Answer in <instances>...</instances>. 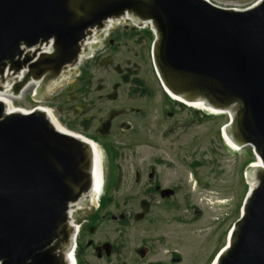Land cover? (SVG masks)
<instances>
[{"label": "water", "instance_id": "1", "mask_svg": "<svg viewBox=\"0 0 264 264\" xmlns=\"http://www.w3.org/2000/svg\"><path fill=\"white\" fill-rule=\"evenodd\" d=\"M127 14L150 21L153 63L169 94L227 112L226 135L252 147L249 189L216 264H264V0L234 11L205 0H0V78L21 74L12 92L46 85L76 63L90 29ZM52 42L51 53L38 48ZM92 149L34 109L0 103V264H67L68 209L91 192ZM79 214V211L78 213Z\"/></svg>", "mask_w": 264, "mask_h": 264}, {"label": "flooded vegetation", "instance_id": "2", "mask_svg": "<svg viewBox=\"0 0 264 264\" xmlns=\"http://www.w3.org/2000/svg\"><path fill=\"white\" fill-rule=\"evenodd\" d=\"M154 36L147 21L114 19L99 42L83 45L87 57L64 69L66 82L53 85L49 104L57 121L97 144L104 156V180L116 184L113 197L105 196L84 214L77 251L81 264L88 251L110 264H184L185 258L199 264L209 248L204 264H212L238 210L214 195L208 181L202 183L199 159L167 158L172 143L164 140L207 115L165 94L152 63ZM135 148L151 154L146 166H134L128 178L135 191L124 198L131 207L110 211L115 191L127 179L124 151L134 155ZM121 215L122 221L112 218ZM105 222L117 225V237L111 241L105 233L94 240ZM128 228L134 232L126 241Z\"/></svg>", "mask_w": 264, "mask_h": 264}, {"label": "rangeland", "instance_id": "3", "mask_svg": "<svg viewBox=\"0 0 264 264\" xmlns=\"http://www.w3.org/2000/svg\"><path fill=\"white\" fill-rule=\"evenodd\" d=\"M256 1L257 0H235L234 2L235 4L238 3L243 5L242 8H247ZM48 93H51V91L49 90ZM36 94L34 96L33 87L27 88V90L19 98L12 100L13 106L26 111H30L33 108L40 106H48L52 108L48 100L50 94L38 96V98ZM205 117L207 118H201L199 123L190 125L189 127L184 128L182 131L178 130L173 135H169L167 139L164 140L165 144L172 143V150L168 152L167 158L180 160L193 158L199 159L202 163L200 173L202 183L208 181L210 183L209 190H211V192L218 197L228 199V202L231 203L230 208L232 207V210L235 206L238 207L237 212H235L233 218L230 220L234 222L235 219L239 217L241 205L243 204V200L249 189L247 180L245 178V172L248 169V165L255 159L250 148L246 147L234 152L231 151L223 142L221 137V128L227 125L229 122V118L227 116L214 115L212 117L211 115ZM185 119L187 118L185 117ZM135 150L138 151L134 152V155L128 153L127 150L124 151L125 157L123 166L126 165L127 167V170H124V175L127 179L126 183L121 184L119 189L115 191L114 201L108 207V210L110 211L115 209V211L118 213L122 210V208L129 210L131 207L130 200L124 198L131 196V193L135 191L133 182L128 181V178L133 176L132 171L134 166H146L151 154V152L145 148H135ZM105 182L106 185L104 186V196L113 197V191L116 188L115 182L112 179L105 180ZM100 200L101 198L98 200V203ZM125 202L128 204L126 205ZM114 203H118V205L114 206ZM115 207H118V210ZM96 208L97 204L92 205L91 203H85L81 207L79 212L80 215L76 214L75 217L76 219L78 217L83 220L85 217L84 214H89ZM206 215L212 216V212L206 211ZM117 218H123V216ZM116 227L117 225L113 222L102 223L97 229L94 240L98 239V236L101 234L106 233L109 235V239L113 241L118 234V229L114 230ZM225 227L226 226H223V229H225ZM125 232H127L126 241H128L129 238L127 237L130 236L131 233L133 234L134 231H131L128 228L125 229ZM197 244L199 245V243ZM211 253V248H209L206 256L201 258L199 264H204ZM83 259L84 264H110L97 260L93 255H91L90 251L85 254ZM185 260L184 264H188L189 259L187 258V262Z\"/></svg>", "mask_w": 264, "mask_h": 264}, {"label": "bare ground", "instance_id": "4", "mask_svg": "<svg viewBox=\"0 0 264 264\" xmlns=\"http://www.w3.org/2000/svg\"><path fill=\"white\" fill-rule=\"evenodd\" d=\"M21 79V74H5L4 75V84H2V78H0V103L3 104L6 113H26L28 111L24 110V109H19V108H15L13 106V102L12 100L17 99L13 93H12V86L15 84H17ZM170 95V94H169ZM171 98H173L175 101H180L178 98L172 97L170 95ZM187 107L199 110L201 112H205L207 114H211V115H224L226 114L228 116V118H230L231 116H229L228 113H224L222 111H218V110H212L209 107H206L205 105H203L202 103L198 102V103H190L187 104ZM39 111H41L42 113H44L46 115V118L51 122V124L54 126V128L62 133H65L62 128L56 123L54 116L52 115V113L50 112V110H48L47 108L40 106L39 107ZM221 137L224 141V143L227 145V147H229L231 149V151L237 152L239 151L241 148L238 147L237 145H235L233 143V141L226 135V131H225V126H223L221 128ZM94 168H93V172H92V180H93V186H92V191L88 196H85L82 198V201H80V203L75 207L70 209V211L72 212V210H78L81 209V207L83 206V204L85 203H91L92 205H95L100 197V193L102 190V177H101V173L99 171V164H98V154L96 152V149L94 148ZM250 167H252L253 169H257V168H262L261 167V163L258 160H254L251 164ZM249 189H254L256 186V182L254 180H252L250 178V175L248 173V171H246L245 174ZM87 201V202H84ZM72 221H70V225H71ZM74 227V224L72 225ZM75 230H77V227H75ZM66 260L68 262H73L74 261V257L72 255V253H67L66 254Z\"/></svg>", "mask_w": 264, "mask_h": 264}, {"label": "trees", "instance_id": "5", "mask_svg": "<svg viewBox=\"0 0 264 264\" xmlns=\"http://www.w3.org/2000/svg\"><path fill=\"white\" fill-rule=\"evenodd\" d=\"M79 264H80V262H79Z\"/></svg>", "mask_w": 264, "mask_h": 264}]
</instances>
